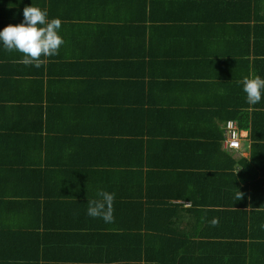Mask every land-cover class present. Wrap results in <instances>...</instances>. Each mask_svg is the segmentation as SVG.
<instances>
[{
  "label": "crops",
  "instance_id": "obj_1",
  "mask_svg": "<svg viewBox=\"0 0 264 264\" xmlns=\"http://www.w3.org/2000/svg\"><path fill=\"white\" fill-rule=\"evenodd\" d=\"M203 1L0 0L64 40L39 68L0 48V264H264V96L238 83L264 78V0Z\"/></svg>",
  "mask_w": 264,
  "mask_h": 264
},
{
  "label": "clouds",
  "instance_id": "obj_2",
  "mask_svg": "<svg viewBox=\"0 0 264 264\" xmlns=\"http://www.w3.org/2000/svg\"><path fill=\"white\" fill-rule=\"evenodd\" d=\"M23 20L16 24H7L0 28V48L8 52H19L20 63L41 67L42 57L55 56L64 40L60 35L61 19L58 17L48 18L46 9L34 6L32 3L26 5L22 10ZM245 94L246 102L249 105H256L261 102L264 96V78L253 75L244 77L238 81ZM102 201H93L87 209V214L92 217L100 215L103 202L112 199L111 194L106 192L98 193ZM239 199V198H238ZM102 219L110 222V212L104 214ZM215 223V221H213Z\"/></svg>",
  "mask_w": 264,
  "mask_h": 264
},
{
  "label": "trees",
  "instance_id": "obj_3",
  "mask_svg": "<svg viewBox=\"0 0 264 264\" xmlns=\"http://www.w3.org/2000/svg\"><path fill=\"white\" fill-rule=\"evenodd\" d=\"M37 1H41V0H37ZM43 1V0H42ZM78 1H81V0H78ZM201 2H202V5H204L205 6V2L203 1V0H201ZM186 6V7H189L190 9H192V0H191V2H187V1H181V2H176L175 0H171V2H170V7H169V10H168V13H167V15H168V19L169 20H171V21H175L176 19H178V17H177V15H176V13L183 7V6ZM198 11L199 12H202V10L201 9H198ZM225 17L227 18V19H230V17L229 16H227V15H225ZM191 19H192V17H191ZM192 21V20H191ZM10 22V21H9ZM7 24H12V23H8V22H3V23H0V28H3L5 25H7ZM261 37V39H264V35H260ZM243 38V37H242ZM244 39H249V36L247 35L245 38H243V40ZM242 129V128H241ZM41 140H43V139H41ZM22 142V141H21ZM37 142V143H36ZM35 144H37V147H38V150H36V151H34V152H38L40 155L41 154H44V155H47L48 154V152L44 149V145H45V143H44V141H40V140H38V141H36L35 140V143L33 144V145H31V151H33V148H34V146H35ZM33 154L34 153H31V156H33ZM24 156H26V157H28L29 155H27V154H24ZM232 162V161H231ZM5 171H7V170H5ZM5 171H4V169H2V168H0V179H2V180H5L4 179V175H5ZM25 170L23 169V168H21V172H24ZM43 172H44V178L47 180V175L45 174V169L43 168V169H41L40 171H38V174H37V179H39L41 176H43V175H41V174H43ZM232 176H235L234 174H232ZM43 178V179H44ZM45 179H44V181H45ZM192 202L195 204V200H194V198L192 197ZM251 202V201H250ZM249 202L246 200V201H244L243 203H241V205H244V206H246L247 204H248ZM9 208V207H8Z\"/></svg>",
  "mask_w": 264,
  "mask_h": 264
},
{
  "label": "built area",
  "instance_id": "obj_4",
  "mask_svg": "<svg viewBox=\"0 0 264 264\" xmlns=\"http://www.w3.org/2000/svg\"><path fill=\"white\" fill-rule=\"evenodd\" d=\"M240 133L236 122L228 120L225 126L224 145L228 149H237L240 146Z\"/></svg>",
  "mask_w": 264,
  "mask_h": 264
}]
</instances>
